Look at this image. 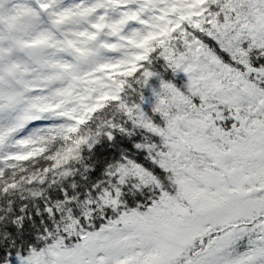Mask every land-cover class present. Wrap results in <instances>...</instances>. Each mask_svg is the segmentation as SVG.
Here are the masks:
<instances>
[{"label":"snow or ice","instance_id":"snow-or-ice-1","mask_svg":"<svg viewBox=\"0 0 264 264\" xmlns=\"http://www.w3.org/2000/svg\"><path fill=\"white\" fill-rule=\"evenodd\" d=\"M0 264H264V0H0Z\"/></svg>","mask_w":264,"mask_h":264}]
</instances>
